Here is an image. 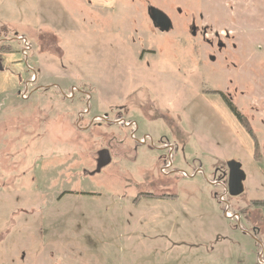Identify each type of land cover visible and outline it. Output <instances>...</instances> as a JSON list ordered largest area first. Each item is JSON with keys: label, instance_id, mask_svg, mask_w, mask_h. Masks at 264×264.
Masks as SVG:
<instances>
[{"label": "rangeland", "instance_id": "rangeland-1", "mask_svg": "<svg viewBox=\"0 0 264 264\" xmlns=\"http://www.w3.org/2000/svg\"><path fill=\"white\" fill-rule=\"evenodd\" d=\"M256 200L264 0H0V264H260Z\"/></svg>", "mask_w": 264, "mask_h": 264}, {"label": "water", "instance_id": "water-1", "mask_svg": "<svg viewBox=\"0 0 264 264\" xmlns=\"http://www.w3.org/2000/svg\"><path fill=\"white\" fill-rule=\"evenodd\" d=\"M111 162V156L107 149H100L97 152L96 167L92 173L99 172L105 165ZM228 179L227 191L231 195H236L242 192V181L245 179V173L241 167V163L236 160H229L227 162Z\"/></svg>", "mask_w": 264, "mask_h": 264}, {"label": "trees", "instance_id": "trees-1", "mask_svg": "<svg viewBox=\"0 0 264 264\" xmlns=\"http://www.w3.org/2000/svg\"><path fill=\"white\" fill-rule=\"evenodd\" d=\"M218 94H220V96L223 98L224 102L226 103V105L229 107L230 111L236 116V118L242 123V125L245 127L246 131L248 132V134L254 138V134L249 126V124L246 122V120L239 114V112L237 111L236 107L234 106V104L227 98L225 97V95L222 92L216 91ZM152 192H145L144 194L146 196H151ZM174 194L173 193H162L161 195H159V197L165 198V197H172ZM253 203L255 204H259V205H264V200H256Z\"/></svg>", "mask_w": 264, "mask_h": 264}, {"label": "crops", "instance_id": "crops-1", "mask_svg": "<svg viewBox=\"0 0 264 264\" xmlns=\"http://www.w3.org/2000/svg\"><path fill=\"white\" fill-rule=\"evenodd\" d=\"M257 231L261 232L260 231V228L257 229ZM261 243L259 244V246L261 247V252L262 254L260 255L259 254V258H261V261H260V264H264V236L262 237V239L260 240ZM258 250V249H257ZM259 251V250H258Z\"/></svg>", "mask_w": 264, "mask_h": 264}, {"label": "flooded vegetation", "instance_id": "flooded-vegetation-1", "mask_svg": "<svg viewBox=\"0 0 264 264\" xmlns=\"http://www.w3.org/2000/svg\"><path fill=\"white\" fill-rule=\"evenodd\" d=\"M111 148V147H110ZM109 147L107 148V147H104V148H102V149H107L108 151H109V154H110V156H111V158H112V154H111V152H112V149H110ZM133 149V151L134 150H136V148L135 147H133L132 148ZM131 150V149H130ZM169 171V170H168ZM227 173H228V168H227ZM165 174H167V172H165ZM166 193V192H165Z\"/></svg>", "mask_w": 264, "mask_h": 264}, {"label": "built area", "instance_id": "built-area-1", "mask_svg": "<svg viewBox=\"0 0 264 264\" xmlns=\"http://www.w3.org/2000/svg\"><path fill=\"white\" fill-rule=\"evenodd\" d=\"M225 214H226V215H228V213H227V212H226Z\"/></svg>", "mask_w": 264, "mask_h": 264}]
</instances>
